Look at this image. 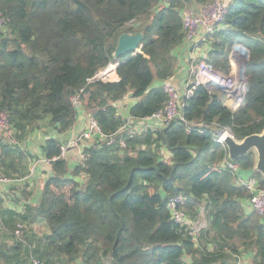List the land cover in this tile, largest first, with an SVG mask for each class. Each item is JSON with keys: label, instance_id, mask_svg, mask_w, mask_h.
Instances as JSON below:
<instances>
[{"label": "trees", "instance_id": "1", "mask_svg": "<svg viewBox=\"0 0 264 264\" xmlns=\"http://www.w3.org/2000/svg\"><path fill=\"white\" fill-rule=\"evenodd\" d=\"M210 1L0 0L6 17L0 27V112L12 129L11 138L0 131V177L29 174L35 157L21 142L42 120L57 134L73 126V95L107 136L134 126L114 105L128 91L134 100L130 119L161 110L167 95L153 82L170 78L177 68L182 12ZM227 5L221 26L207 36L206 61L229 75L233 47L245 51L246 89L239 106L231 110L219 89L199 85L185 100L182 120L131 136L124 131V147L96 136L71 169L60 157V139L46 137L40 148L51 175L38 201L25 199L16 211L0 190V264H30V254L44 264H236L245 252L251 264H264V218L245 211L249 191L228 169L210 170L227 153L214 137L217 131L228 129L241 140L264 129V0ZM130 20L136 25L127 26ZM123 32H142L141 49L113 59ZM114 63L118 80L95 78ZM161 150L170 153L168 160H158ZM236 162L264 188L253 153ZM176 194L185 197L191 222L201 214L206 221L193 233L171 219L167 201ZM41 220L45 235L33 228ZM18 224L22 240L14 234Z\"/></svg>", "mask_w": 264, "mask_h": 264}, {"label": "built area", "instance_id": "2", "mask_svg": "<svg viewBox=\"0 0 264 264\" xmlns=\"http://www.w3.org/2000/svg\"><path fill=\"white\" fill-rule=\"evenodd\" d=\"M227 6V3L223 0H212L210 2L198 4V6L193 9L186 8L183 10L181 17L183 33L182 43L187 46V50L189 51V75L184 81L181 89L175 87V85L169 81V78L161 82L160 87L167 95L166 103L161 110H158L143 119L152 122V124L138 126L132 123L130 118H127V121L134 124V126L128 127V125H125L120 128L121 131H117L116 133L107 136L100 131L95 119L90 114L87 126L82 131L66 140L60 139L62 142L60 146V157L67 158L71 149H81L82 162L85 158L82 153L84 148L88 146L96 136H101V138H104L107 143L117 141L122 147H124L125 142L122 137V132L124 131L131 136L147 127H164L175 119L182 120V110L185 105V100L190 98L194 89L199 85H204L208 88L210 87L209 91H212V89L215 88L219 89L223 95L221 99L222 103L231 110H235L239 106L246 89V86L243 83L240 87L241 83L238 82L241 73L240 75L238 74L235 79L228 77L229 75L223 74L208 64L206 61L207 51L201 53L199 50L200 44L207 42V36L221 26L227 12ZM5 22L6 17L0 12V27H2ZM126 25H136V21L130 20ZM234 68L236 69L235 66ZM71 100L72 102L81 105L78 95H73ZM0 131H3L9 138H11L12 129L8 117L4 112H0ZM228 133L231 134L228 129L219 130L215 133L214 137L219 143L223 144V137ZM224 169L231 171L236 183L245 187L249 191L247 204L250 210L264 218V188L260 187L259 180L251 175L252 171L246 172L242 170L236 160L230 159L227 153L222 160L213 163L210 168L211 171H220ZM7 181H9V179L0 177V182ZM184 202L185 197L181 194H176L168 198L167 207L170 211L171 219L174 222L187 224L188 227H190V232L193 233L195 232L192 228L194 222H191L188 219L183 208ZM14 234L18 239L22 240L24 236L23 225L18 224L14 230ZM29 260L30 264H44L32 254H30ZM236 264L251 263L249 259H244L241 256H238Z\"/></svg>", "mask_w": 264, "mask_h": 264}, {"label": "crops", "instance_id": "3", "mask_svg": "<svg viewBox=\"0 0 264 264\" xmlns=\"http://www.w3.org/2000/svg\"><path fill=\"white\" fill-rule=\"evenodd\" d=\"M225 3H229L231 0H223ZM199 50L201 53H205L208 50V45L206 43H201ZM174 54L176 55L178 59V65L177 68L174 72V74L169 78V81L175 85L178 89L182 88V85L186 78L189 75V68H190V63H189V51L187 50V46L184 45L183 43L178 46L177 49L174 50ZM116 67L117 63L115 64H109L106 68L103 70H100L99 73H97L96 77L97 78H102L103 80H109V81H116L118 80V75L116 73ZM233 70L235 68L233 67ZM162 81L160 80H154L153 86H160ZM134 103V100H131V98H123L121 101H118L117 103H114L115 106L118 107V111L125 116L126 118H130L128 116V108L130 104ZM80 109L78 111V115L76 118L75 123L73 126L65 133L62 134H57L54 133L49 136H54L58 137L59 139L66 140L68 138L73 137L80 131H82L88 123V117L90 116V113H88L83 107L82 104L80 105ZM135 125L138 126H143L146 124H152V122L143 120V123H134ZM47 136V137H49ZM31 136L27 139L31 143L33 138ZM43 139L39 137V145L33 149V156L35 157L31 162H29V174L21 179H16V180H9L7 182H0V190L2 193L7 196L8 200H6V205L9 207L8 203H13L10 198L11 196L20 198L22 202H16L13 204H16V207L18 209L22 210V203L23 200L26 199L28 203H35L38 201L39 193L41 190V187L45 180L51 175V163L47 160L42 155L41 152V144L43 142ZM22 145V144H21ZM27 145V144H26ZM28 149H24L26 152L29 150L32 152L30 145H27ZM161 153L163 155V159L168 160L170 153L167 150H161ZM67 159V165L69 169L73 168L76 164H79L81 162V149H71L68 153ZM82 179V177H81ZM10 200V201H9ZM244 209L245 211H248L250 208H248L247 200H244ZM197 221V219H196ZM196 221H194L193 225L196 224ZM206 223V221H205ZM202 224V223H200ZM41 225L40 230L37 229L38 226ZM200 225L197 227V229L201 226ZM34 231L38 235H44L48 233V227L44 221H38L33 225ZM242 258L244 259H249L251 258V253L250 252H245L244 254L241 255Z\"/></svg>", "mask_w": 264, "mask_h": 264}, {"label": "water", "instance_id": "4", "mask_svg": "<svg viewBox=\"0 0 264 264\" xmlns=\"http://www.w3.org/2000/svg\"><path fill=\"white\" fill-rule=\"evenodd\" d=\"M142 38V32H123L119 34L112 54L113 59H117L120 55L127 52L140 51V41ZM125 97L131 98L132 91H128ZM131 122L143 123V120L131 119ZM223 144L225 145L228 157L232 160H237L250 152L253 153V168L264 177V129L260 133L248 135L241 140H236L230 133L225 134ZM162 159L159 158L158 160Z\"/></svg>", "mask_w": 264, "mask_h": 264}, {"label": "rangeland", "instance_id": "5", "mask_svg": "<svg viewBox=\"0 0 264 264\" xmlns=\"http://www.w3.org/2000/svg\"><path fill=\"white\" fill-rule=\"evenodd\" d=\"M230 59H231V62H232V69H231L230 74H229L228 77L235 79L236 76L238 74L240 75V73H241V77H240V79L238 81L239 83H241L240 84V87H241L242 83L245 85V79H244V75H243V65H244V62H245V59H246L245 58V51L243 49L239 48V47H233V49L231 51V54H230ZM234 66L236 67L235 71L233 70V67ZM72 104H73V106L76 109V118H77L78 111L81 110L80 109V104H77V103H74V102H72ZM56 132H57L56 131V128L51 127V125L47 122L46 119L45 120H42L40 122L39 127H37L26 138L23 139V141L21 142L22 147L24 149H28L27 148V145H30L32 152H30L29 150H27L28 151V154L29 155H34L33 154V152H34L33 149L39 145V137L43 139L44 137H47L49 135H52V134H54ZM30 136L33 138V140H32L33 143H31L29 140L27 141V139ZM32 138H30V140ZM4 197L6 199L7 196H4ZM8 205H9V207L11 209H15L16 211H20V209H21V208L18 209V207H16V204H13V203H8ZM194 221H196V219ZM200 223H202V224H200ZM203 224H205V219H204L203 215L201 214L198 217V219L196 221V224H194V225L192 224V228L194 229V231H196L197 230V227L200 226V225H203ZM40 227H41V225H39L38 228H37V229L40 230L39 232H41ZM105 263L106 264H109L107 261Z\"/></svg>", "mask_w": 264, "mask_h": 264}]
</instances>
